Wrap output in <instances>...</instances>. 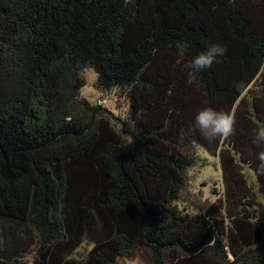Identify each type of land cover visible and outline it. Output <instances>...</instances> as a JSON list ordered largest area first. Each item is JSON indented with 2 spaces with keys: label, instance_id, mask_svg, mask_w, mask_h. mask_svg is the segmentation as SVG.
I'll use <instances>...</instances> for the list:
<instances>
[{
  "label": "trees",
  "instance_id": "obj_1",
  "mask_svg": "<svg viewBox=\"0 0 264 264\" xmlns=\"http://www.w3.org/2000/svg\"><path fill=\"white\" fill-rule=\"evenodd\" d=\"M87 70L123 104L85 98ZM205 107L234 134L189 132ZM260 124L264 0H0V264H264Z\"/></svg>",
  "mask_w": 264,
  "mask_h": 264
},
{
  "label": "clouds",
  "instance_id": "obj_2",
  "mask_svg": "<svg viewBox=\"0 0 264 264\" xmlns=\"http://www.w3.org/2000/svg\"><path fill=\"white\" fill-rule=\"evenodd\" d=\"M226 49L219 44L210 45L206 51L199 53L186 68L195 71L210 68L217 57L224 56ZM235 115L231 112L215 111L211 107L201 109L195 116L194 129L198 130L209 142L217 138H227L234 134ZM253 143L264 144V124H260L254 131ZM259 165L255 169L257 174H264V151L258 154Z\"/></svg>",
  "mask_w": 264,
  "mask_h": 264
},
{
  "label": "rangeland",
  "instance_id": "obj_3",
  "mask_svg": "<svg viewBox=\"0 0 264 264\" xmlns=\"http://www.w3.org/2000/svg\"><path fill=\"white\" fill-rule=\"evenodd\" d=\"M87 81L86 87L83 89V95L92 103H101L106 108L115 110L116 107L123 104L124 99L115 93L104 94L97 88V75L87 70L84 73ZM118 96V97H117ZM120 113V112H119ZM201 161L197 167L191 171L190 177L192 179V195L202 193L201 203L207 202V206H211L219 197L215 196V189L221 193V179L222 173L218 159L211 158L205 154L201 155ZM203 159H206L207 166L203 167ZM261 219L264 222V199L262 200ZM206 206V207H207ZM127 264H144L139 258L134 261H127Z\"/></svg>",
  "mask_w": 264,
  "mask_h": 264
}]
</instances>
